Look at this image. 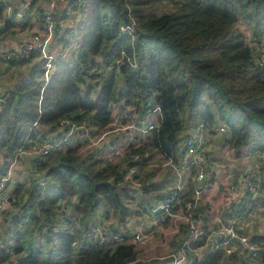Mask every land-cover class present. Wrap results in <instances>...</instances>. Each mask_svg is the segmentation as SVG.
<instances>
[{
	"label": "trees",
	"instance_id": "16d2710c",
	"mask_svg": "<svg viewBox=\"0 0 264 264\" xmlns=\"http://www.w3.org/2000/svg\"><path fill=\"white\" fill-rule=\"evenodd\" d=\"M88 1L90 8L85 11L70 59L55 61L48 80L33 76L17 83L11 92L0 113V149L8 148L13 157L27 139H35L38 127L55 129L64 119L105 129L112 123L114 105L123 104L122 112L139 115H146L153 106L159 110L157 127L146 141L128 147V164L145 162L149 150L175 161L186 128L212 127L218 119L227 125L229 143L236 152L246 149L252 156L264 154V70L253 57L256 46L245 40L254 35L258 46L264 35V0ZM163 2L173 3L174 9L160 15L145 12ZM131 19L137 28L134 40L121 32ZM64 33L60 42L67 45L75 35L69 29ZM123 52L136 66L125 58L122 70L110 79L101 72L92 73L100 67L101 58L105 65L113 64ZM134 154L142 160L130 159ZM62 155L46 166L50 185L44 186L36 213L27 215L24 207L18 212L23 217L12 218L11 245L0 249V264L10 260L8 251L20 264H129L139 259L131 240L111 244L86 237L89 219L101 202L114 214H128L118 185L119 165L101 167L96 160L85 167L77 156L71 157V148ZM72 198L78 199L73 208L80 215L79 226L57 234L52 226L49 231L56 239L48 236L47 243L55 242L53 249L37 248L25 254L26 222L42 214L51 221L59 209L66 210L61 203ZM235 214L248 212L242 208ZM209 236L204 229L194 248L204 245ZM52 254L58 263L51 261ZM221 256L220 250L209 251L202 258L194 256L192 264H222Z\"/></svg>",
	"mask_w": 264,
	"mask_h": 264
},
{
	"label": "crops",
	"instance_id": "0c3cea01",
	"mask_svg": "<svg viewBox=\"0 0 264 264\" xmlns=\"http://www.w3.org/2000/svg\"><path fill=\"white\" fill-rule=\"evenodd\" d=\"M37 11L36 6H32V16ZM62 9H58L56 16L59 19L62 15ZM26 25L22 26V30L18 31L16 26L14 33L8 38L0 36V41L4 49H16L19 48L22 43L31 38V35L39 31L41 26L33 18V21L26 19ZM67 27L71 25H66ZM26 29V31H24ZM47 32V31H45ZM2 34V33H1ZM0 34V35H1ZM54 37L48 50L53 53V47L55 45ZM53 49V50H52ZM36 54V53H35ZM40 53L34 59L28 62H7L0 58V89L12 87L22 81L16 77L17 72L20 70V66L27 65L31 69L35 65H40L41 61ZM41 59V58H40ZM57 59V58H55ZM54 59V60H55ZM55 63V62H54ZM21 64V65H20ZM23 66L24 68H26ZM52 68V67H51ZM54 69H51L53 71ZM26 71H21V75H29ZM26 78V77H25ZM25 80V79H23ZM13 82V83H12ZM11 86L6 85L8 84ZM6 85V87L4 86ZM9 86V87H8ZM122 104H115L113 109L112 123L120 122V113L123 110ZM119 119V120H118ZM119 124V123H118ZM215 125V124H214ZM225 126V130L221 131L220 128ZM67 127H55L51 129L48 126L38 127V133L35 139L26 145V149L19 159L13 160L9 164V169L3 164L0 166V176L9 173L11 174L10 186L14 192L19 186H24V179L29 180V177L37 176L39 186L44 182V186H49L45 174L48 172L44 170L40 174L42 165L41 162L36 161V157L30 154L32 146L35 142H43L47 137L57 138L63 137L64 131ZM195 127L186 128L181 136V144L185 137L189 135ZM214 129V128H212ZM226 125H216L215 132L223 134L226 132ZM210 128L204 126L200 133L202 139V147L209 159L210 170L215 183L212 185H205L202 193L197 196L196 191L204 186V183H199L195 180L194 169L188 171L183 170L187 162V156L184 149L181 148L175 161L166 158L162 153L156 150H149L145 155L146 161H142L137 164H128L126 161V152L129 146L138 147L146 141L149 134L135 133L132 135L127 132L126 135L115 138L110 135L106 138L103 145H91L87 140L83 138H75V147H78L81 155L85 157H92L98 161L107 162L113 165H119L121 172V180L118 182L119 189L124 194L123 210L128 214L120 216V214H114L113 211L105 206L102 202L91 215L89 219V226L101 227L104 232L112 231L117 235L124 233L133 236L136 233H147L152 230V234L145 237L142 241L135 242V249L140 254V259H149L160 253L169 254V251L179 249L182 244L189 239V232L187 229L186 220L181 214L180 208H176L172 211V215L162 225H153L152 219L154 218L153 205L157 199L171 186H175L178 183L182 184L181 200H192L195 202L193 212L196 218H200L203 222V226L207 228L209 226L210 236L209 239L213 241H224L227 235L223 232V226L228 225L230 221L238 219V231L242 234L248 235L252 240L259 242L264 239V194H259L251 203V210H249L246 216L234 215L235 211H240L244 208L245 199L250 193L247 189L246 180L254 175L259 174L260 168L264 167V157L259 155H249L246 149H242L236 152L228 144V139H214L208 133ZM65 145V146H64ZM64 147H70L66 142L63 143ZM118 146L122 148L119 151ZM263 161V163L261 162ZM260 163L262 165L260 166ZM139 168L141 173H134V169ZM39 175V176H38ZM165 178H172V181L166 182ZM45 179V180H43ZM49 180V179H48ZM38 182V181H37ZM51 185H56L51 183ZM41 186V187H44ZM138 194H142V199H137ZM255 202V203H254ZM19 202L13 203L7 210L0 209V233L3 235L4 229L13 228V217L21 209L16 208ZM78 203L77 198H72L69 201H64L61 205L69 211L71 208L76 207ZM253 204L256 208L253 210ZM66 207H69L68 209ZM253 212V213H252ZM62 214V213H61ZM64 214V210H63ZM60 218V217H59ZM61 223L63 220L58 219ZM221 225L219 224V222ZM52 222V221H51ZM53 224V222H52ZM201 225V224H200ZM25 228V226H24ZM51 229V227H50ZM131 240V239H130ZM26 242V238L24 239ZM131 242V241H130ZM36 248H34L35 250ZM32 249H29V252ZM33 251V250H32ZM228 251L227 254H231L235 257L237 263L241 264H264V251L258 257H251L243 245L234 240L231 244L226 245L220 253ZM25 252V254L27 253ZM195 254V253H194ZM193 254V256H195ZM190 253V257H193ZM136 264H153L149 262L140 261Z\"/></svg>",
	"mask_w": 264,
	"mask_h": 264
},
{
	"label": "built area",
	"instance_id": "2783aa9c",
	"mask_svg": "<svg viewBox=\"0 0 264 264\" xmlns=\"http://www.w3.org/2000/svg\"><path fill=\"white\" fill-rule=\"evenodd\" d=\"M0 0V3L3 6V13L0 17V34L4 32L9 23L16 25L18 31L22 30V26L26 25V19L33 18L37 21L38 25L41 26L39 31L34 32L31 35L29 40H26L22 43L19 48L16 49H4L0 41V58L7 62H28L35 53H40L42 59H48L49 61H66L70 59V52L74 49L76 43L78 42V30L79 26L84 21L85 11L90 8L88 0ZM32 4L37 7L35 15L32 16ZM89 7V8H88ZM58 9H62L61 17L57 19L56 13ZM130 11V9H129ZM66 25H71L67 27ZM69 29L74 32L75 40L70 42V48L67 47L62 53L57 52V48L53 50V53L48 50V47L51 45L54 37L58 34H62L65 30ZM47 31V32H45ZM121 32L125 35L131 37V40H134L137 28L135 25L134 19L130 20L129 24L123 25L121 27ZM72 48V49H71ZM253 57L255 59L256 65L260 70H264V35L258 42L253 50ZM57 58V59H55ZM127 60L133 65L136 66L134 59L127 57L124 52L121 55V58L116 60L113 64H104L103 75L110 79L116 75L123 64L124 59ZM55 59V60H54ZM106 63V62H104ZM44 69L46 70V80L49 79L52 72L51 71V62L44 63ZM16 85L6 89H0V113L6 101L11 97V92L15 89ZM159 110L155 106L149 108L146 115H139L131 112L130 110L120 113V122L117 127H107L105 129L99 130L92 126L91 123L84 121L82 123H72L70 120L64 119L60 122V126L57 127H67L64 131L65 134H62L61 137L50 138L47 137L43 142H35L32 146L30 154L35 156L37 162L43 164L47 163L53 152L62 147L63 143L67 141L68 138H71L74 135H80L81 138L88 141L91 145H103L106 141V138L110 135H113L115 138H120L123 135L125 136L127 132L135 135V133L140 134H149L153 131L158 124ZM56 127V129H57ZM204 125L201 124L194 128V130L185 137L182 147L187 156V162L183 170L188 171L194 169L195 180L199 183H204V186L201 189L196 191V195L199 196L202 193L205 185H213V176L210 170L209 159L202 147V139L200 136L201 131L203 130ZM221 131L225 130V126L220 128ZM31 141L27 139L25 146L17 151V155H21L26 149V145ZM119 151L122 150L118 146ZM134 162L142 160V156L134 154L130 156ZM146 159V157H145ZM134 173H141L139 168L134 169ZM11 174L6 173L0 176V209L7 210L13 203L16 202L15 192L9 188ZM44 182L41 186H44ZM247 189L250 195L245 199L246 206L244 209L249 212L251 210L252 201L260 194L261 192V176L255 175L246 180ZM182 184L178 183L175 186L169 187L162 196L157 199L153 205V212L155 213L154 218L152 219L153 225H162L168 218L172 215V211L176 208H180L181 214L187 221V229L189 232V239L185 241L182 246L171 252L168 255H159L153 256L149 259H137L129 264H136L137 262L144 261L153 264H192L194 261V256L190 257V253H195L196 258H202L209 251H218L222 250L226 245L231 244L234 240H238L243 247L246 249L247 253L255 258L258 257L262 251H264V239L259 242L252 240L248 235L242 234L238 231V219L230 221L228 225L223 226V232L227 235L224 241L218 242L213 241L208 238L207 242L198 247L194 248V245L198 244L204 234L203 222L200 218H196V215L193 212L195 202L192 200H181L182 193ZM24 213L32 214L31 209H27ZM62 213V214H61ZM23 217L25 214H17L15 216ZM60 217V218H59ZM51 221L54 223L53 230L57 234L64 229L78 227L80 224V215L76 212L74 208H71L69 213L64 210L59 209L56 214L50 217ZM61 219L58 222L57 220ZM25 221H28L25 218ZM221 225L220 221H218ZM201 224V225H200ZM208 231H210L208 229ZM101 227H92L87 232L86 237L90 240L92 238L99 237L102 242L108 243H120L126 240L138 242L142 241L145 237H148L152 234V230L147 233H136L133 236H130L126 233L122 235H117L113 232L105 233ZM3 235L0 233V238ZM7 236H4L0 240V249L6 248L7 245ZM55 240V236H53ZM5 241L3 245L1 242ZM10 253V260L7 264H20L14 255Z\"/></svg>",
	"mask_w": 264,
	"mask_h": 264
},
{
	"label": "rangeland",
	"instance_id": "374dc122",
	"mask_svg": "<svg viewBox=\"0 0 264 264\" xmlns=\"http://www.w3.org/2000/svg\"><path fill=\"white\" fill-rule=\"evenodd\" d=\"M33 5L34 4H32V6ZM173 9H174L173 3H171V2H163V3H155V4L147 7L145 9V12L146 13H155L157 15H160V14L169 12V11H171ZM0 17H1V15H0ZM15 26L16 25H8L7 30L4 31V32H2V34L0 36H2L4 34L3 35V38L4 39L5 38H8L10 35H12L14 33V31L16 32V30L14 29ZM78 26H79V28L81 27V25H78ZM24 31H26V29H24ZM64 35H65L64 32L62 34H58L57 37H56V39H55V41H54L55 42V45H54L53 49L57 48V52L58 53H62L65 48H67V47L70 46V42H72L73 40H75L74 38H70V40H68V44L65 45V44H63V43L60 42V39ZM245 40L248 43L253 44L254 47L257 46V42L255 41L254 35L250 36L249 38H247ZM77 44L78 43H76L75 46H77ZM72 52H74V49L71 50V53ZM36 55H37V53L32 56V58L28 61V63H30L34 59V57ZM40 58H39V60L41 61L40 65H35L32 69L30 67H28L27 65H26L27 66L26 67L25 66L26 63L23 64V66H25L26 68H24L23 66H20L19 67L20 70L17 72L16 77L19 79V76H20V79L21 80H23V79L28 80V79H30L33 76L34 77H37L39 80L46 79L47 78L46 73H45L46 70L44 69L45 65H43V64L44 63H47V62H51V67H52L51 69H54V62L55 61H49L48 59H42V58L40 59ZM98 62L101 63L100 67L94 68L92 70V73H96V72L97 73L98 72H101L102 73L103 72V67H104L105 59L104 58H101ZM21 71H26V73H29V75H27V76L26 75H21ZM12 83H10V84L12 85ZM6 85H9V83L6 84ZM6 85H4V86L6 87ZM11 85H9V86H11ZM1 88L3 89L4 87H1ZM121 107H123V104L121 105ZM113 109H114V107H113ZM118 123H114V125L111 126V128L112 127H117V125H119ZM220 124L221 125H223V124L226 125L225 122H223L222 120H219L218 119L216 121L215 125H213L212 127H208V128H210V131H208L209 132L208 134L212 138H214V139H225L224 142H226V139H228L227 141H228V144L230 145L229 139H230L231 136H230L229 130L227 128V125H226V129L227 130H226L225 133L218 134V133L215 132V126L216 125H220ZM212 128H214V129H212ZM76 137L77 138H81L80 135H74L71 138H68L67 141H66L67 145L70 146V147H64L65 145L64 146L62 145V147H60L58 150H56V151L53 152L52 156L48 160L49 163L47 162L48 164L45 163L44 165H42V167H41V169L39 171L40 174L44 170H47V167L46 166H48V165L50 166V163H51V165L54 164V161H53V160H55L54 158H56V157H57L56 159L61 158L63 156L62 154L66 153V151H67L68 148H71L72 149L73 156H71V157H73V159H74V157L77 156L79 158V161L85 167L91 166L94 163V161H96V159H94L92 157H85L84 155H81V152L84 153L83 150L80 151L78 147H75L74 146L75 144H77L75 142V140H76L75 138ZM8 151H9L8 148H5L3 150L0 149V166H2L3 164H5L7 166V170L9 169L10 162L13 161V160H16V159L18 160L19 157H20V155H17L16 154L17 151L14 153L13 157H11V155L8 153ZM259 156L264 157V154H260ZM261 162L263 163V161H261ZM99 163L101 164V167H105L107 165H113V164H109V163L103 162V161H100ZM262 163H260V166L262 165ZM59 169H61L62 171H64L62 168H59ZM258 172H259L258 176H261V181H262V185H261V189L262 190L260 192V195H261V194H264V167L263 168L261 167ZM45 176L48 177L47 176V173L45 174ZM36 178H37V176L29 177V180L28 181H26V178H25L24 179V186H22V187L19 186L18 189L16 188L17 189V194L15 193L16 194V201L19 202L16 205V208L23 209L25 207V209L26 208L31 209L32 210V213H34V212L36 213V211L38 210L37 209V204L44 197L43 196V194H44L43 193V190H44L43 188L44 187L39 186L40 185L39 184V181L41 179L40 180H37ZM48 179H46V180L49 183L50 179L49 180ZM43 180H45V179H43ZM164 180L166 182H168V181H172V178H165ZM142 198H143V195L142 194H138L137 199H142ZM244 204L245 205H243V207L246 206V203H244ZM61 207H64V206L61 205ZM66 208L68 209L69 207H66ZM255 208H256V205L253 204V210H252L253 212H254ZM23 211H24V209H23ZM69 211H68V213H69ZM17 214H18V212L15 215H17ZM243 216H246V215H243ZM48 220H49V217H47L45 214H42L40 218H37L36 220L31 221V223L26 222L27 224L25 225V228H23L24 231H25L26 242H24V241L22 242V247L24 248V251L25 252H27L29 249L34 250V248H36V250H37V248H39V249H41L43 251H49V250L53 249L52 247L55 244V242L52 245H49L47 243V240L51 236V233H50L49 230H50V227H52L54 225V223L52 224V222L51 221H48ZM3 229H4V233H3V236L2 237H4V236H7L8 237L7 238V245H6V247H9L11 245L9 242L12 239L11 238L12 228H8V229L3 228ZM1 238H0V240H1ZM51 238L53 240V237L52 236H51ZM131 242H133V241H131ZM4 243H5V241H2L1 242V245H3ZM170 253H171V251H169V254ZM227 253H228V251H223L221 253V255H222L221 256V263L222 264H241V263H237L236 262L235 257H232L231 254H227ZM23 255H24V252L21 255H19V258H21ZM160 255L161 256H163V255L166 256L168 254H166V253H160ZM155 256H159V255H155ZM51 261L58 263V259L53 254L51 255Z\"/></svg>",
	"mask_w": 264,
	"mask_h": 264
},
{
	"label": "water",
	"instance_id": "95a60500",
	"mask_svg": "<svg viewBox=\"0 0 264 264\" xmlns=\"http://www.w3.org/2000/svg\"><path fill=\"white\" fill-rule=\"evenodd\" d=\"M122 68H123V65L121 66V70H122Z\"/></svg>",
	"mask_w": 264,
	"mask_h": 264
}]
</instances>
